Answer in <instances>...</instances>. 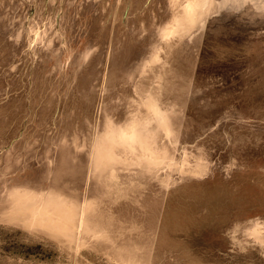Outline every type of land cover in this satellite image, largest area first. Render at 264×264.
<instances>
[{
  "label": "rangeland",
  "instance_id": "374dc122",
  "mask_svg": "<svg viewBox=\"0 0 264 264\" xmlns=\"http://www.w3.org/2000/svg\"><path fill=\"white\" fill-rule=\"evenodd\" d=\"M0 264H264V0H0Z\"/></svg>",
  "mask_w": 264,
  "mask_h": 264
},
{
  "label": "bare ground",
  "instance_id": "6f19581e",
  "mask_svg": "<svg viewBox=\"0 0 264 264\" xmlns=\"http://www.w3.org/2000/svg\"><path fill=\"white\" fill-rule=\"evenodd\" d=\"M129 134L125 135V139L128 140L129 142H135V144L140 147V144L138 142V140L136 139V135H137V124L135 126H131V128L129 127ZM153 142L152 139L149 138L147 140V144L144 147V149L142 148V152L146 155H153L154 153V149L152 146ZM133 146V143H132ZM100 161V160H99ZM41 213L43 214H49L50 216H53L55 218H57L59 221H61L62 223H64L65 225H73L75 218L72 219L69 216L70 210H68L67 212H62L60 208L54 207V206H50V207H43L41 208Z\"/></svg>",
  "mask_w": 264,
  "mask_h": 264
}]
</instances>
